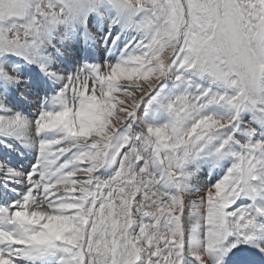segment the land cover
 <instances>
[{
	"label": "rangeland",
	"instance_id": "1",
	"mask_svg": "<svg viewBox=\"0 0 264 264\" xmlns=\"http://www.w3.org/2000/svg\"><path fill=\"white\" fill-rule=\"evenodd\" d=\"M101 35L116 38V46L100 45L98 53L108 48L115 59L85 62L88 52H96ZM6 53L17 62L6 61ZM27 84L43 100L27 118L7 113L14 99L3 93L10 96L12 86L20 87L19 101L30 95ZM260 133L264 0H0V149L5 152L12 144V155L22 150L32 156L33 166L41 169L35 167V181L47 179L48 193L66 199L39 200L42 193L23 199L29 213L17 216L16 222L30 235L43 236L49 225L63 222L53 210L61 206L75 214L90 212L94 219L100 215L103 224L94 222L92 230L101 238L107 217L116 219L111 207L118 193L125 192L123 184L132 178L128 175L137 162L138 185L144 187L160 167L161 190L176 183L187 198L196 181L205 193L215 188L220 210L230 219L239 208L237 199L257 191L249 186L247 173L253 182L264 175ZM12 155L4 157L0 173V185L8 191L14 184L5 180L20 181L11 174L7 178L5 166ZM219 160L224 172L218 169ZM231 160L238 162L230 174L225 161ZM25 164L27 160L15 167ZM205 169L212 179L206 180ZM86 189H93L94 211L84 208L90 194ZM110 192L111 206L98 208L101 195ZM39 207L47 209L30 215ZM86 220L92 222L91 216ZM64 222L69 234L55 245L69 253L62 245L69 240L74 244L78 221ZM1 259L34 264L6 255Z\"/></svg>",
	"mask_w": 264,
	"mask_h": 264
},
{
	"label": "bare ground",
	"instance_id": "2",
	"mask_svg": "<svg viewBox=\"0 0 264 264\" xmlns=\"http://www.w3.org/2000/svg\"><path fill=\"white\" fill-rule=\"evenodd\" d=\"M96 24L99 26L98 21H96ZM105 38L102 36L99 44L95 43L97 46L95 53L88 52L83 57L85 62L94 61L95 59H115V56L107 49H113L116 46V38L111 41L105 40ZM100 45L108 48L98 53L100 52ZM5 57L8 62L15 60V57L11 54L6 53ZM68 68H70V65ZM27 86L31 89L30 95H27L24 99L23 97L19 98V101H16L15 97L20 92V87L12 86L10 96H4L3 93L2 97L14 99V101L9 102L10 108H6L7 113H19L17 115L27 118L32 114L31 109L37 106L38 101L43 100L42 96H37V89H33L30 84H27ZM48 89V92H52L53 88L49 87ZM48 92L41 93L46 94ZM140 97L137 98L140 99ZM261 137L264 139L263 133H260ZM35 138L38 143L37 134ZM11 145L6 146L7 151L5 152L0 149V173L4 157L12 155ZM37 159L36 163H38ZM25 160H27V164L22 165L21 169L15 167L20 162L23 164ZM202 162L204 166L209 167V161L204 162L203 160ZM221 162L218 164L220 166L218 169L224 172L225 167ZM237 162L234 160L225 161L230 166V168L227 167L230 174ZM33 163L35 162L32 160V156L19 150L17 154L12 155L5 166L7 167V178L11 174L12 179L20 181L8 182L9 179L5 180L9 185L10 183L14 184L12 185V191H8L4 183L0 185V264H9L1 259V255L34 264H225L226 262L233 264L236 258L244 260L260 258L264 260V175L253 182L250 172L247 173L246 179L249 186L257 191H252L253 195L251 197H239L237 199L239 208L234 216L229 219L226 211L222 212L220 210V200L217 196H214L216 195L215 188V192H212V194L207 191L205 193L207 189L200 191L201 185L196 188V181L187 194V198L179 193L176 183H172L170 186L165 185L166 188L161 190L163 184L159 187L161 178L159 176L162 173L160 167L154 173L156 176L152 177L151 180H146L144 182L145 186L142 187L135 180L134 172L138 162L134 163V171H131L128 175L132 178L127 179V184H123L125 192H117L120 196L116 200L117 203L112 205L116 206L111 207L113 216L117 220L111 216L107 217V223L103 225L104 229L99 231L101 238L93 236L92 230L96 225L94 222L101 223L102 218L100 215L94 219V215L89 214L90 212L75 214L72 209H64L65 207L53 208L56 217L63 222L68 219L78 221L77 229L79 232H77V238L74 240V244H71L70 240L64 241L62 247L65 250L68 249L69 253H63L58 250L57 244L55 245L60 236L69 234L68 229L63 230L62 227L65 225L63 222L56 224L59 229L61 227L62 231L58 233L56 228L58 226L49 225L43 233H40L43 236L30 235L31 233L28 232L29 230L26 227L20 229L23 224L16 222L17 216L29 213L30 206L23 199H28L30 195L42 193L38 197L39 200L48 199L51 203L65 199L56 192L51 195L48 193L49 182L47 179L42 177L39 181H35L41 169L38 166H33ZM162 164L164 165V163ZM35 167L39 168V172ZM208 171V169H205L206 180L212 179V177L209 179ZM21 176H25V179ZM157 177L159 178L158 181ZM239 179L240 177L236 181ZM41 181H46V185ZM207 185L209 186V184ZM92 190L86 189L87 194L89 192L90 194L85 197L83 203L84 208L85 206L87 208V205L92 207L88 211L95 210L96 199L94 200L91 197ZM13 191L15 193L11 195ZM112 193L110 192L108 197L101 195L99 204H97L98 208L101 205L111 206L112 199L109 200L108 198L114 197L111 196ZM25 205L27 207H23ZM46 209L44 207L34 208L30 210V215H39L40 212L46 211ZM166 211L169 212L168 216ZM87 215L91 216L92 222L86 220ZM50 244H54L55 247L48 248ZM19 246H24L25 249L17 251L16 249Z\"/></svg>",
	"mask_w": 264,
	"mask_h": 264
}]
</instances>
